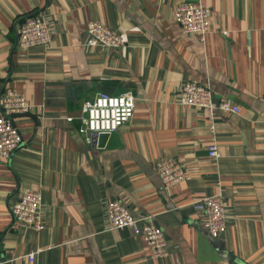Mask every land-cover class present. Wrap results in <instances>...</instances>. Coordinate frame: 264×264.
<instances>
[{"label": "crops", "instance_id": "1", "mask_svg": "<svg viewBox=\"0 0 264 264\" xmlns=\"http://www.w3.org/2000/svg\"><path fill=\"white\" fill-rule=\"evenodd\" d=\"M188 1L196 0H0V92L12 88L31 105L14 117L21 144L0 157L2 264H264V0H198L210 17L203 40L173 19ZM29 15L43 18L51 40L20 50L17 24ZM91 21L122 45H86ZM185 82L238 112L208 118L179 104ZM98 92L136 98L102 145L79 132L81 105ZM166 156L182 164L183 179L164 187L154 160ZM27 190L40 194V231L13 224L9 206ZM214 194L225 216L216 237L193 209ZM113 199L138 225L163 231L164 257L129 227H107Z\"/></svg>", "mask_w": 264, "mask_h": 264}, {"label": "built area", "instance_id": "2", "mask_svg": "<svg viewBox=\"0 0 264 264\" xmlns=\"http://www.w3.org/2000/svg\"><path fill=\"white\" fill-rule=\"evenodd\" d=\"M174 21L184 34H194L201 40L210 31L209 11L201 1H188L178 4L173 13ZM51 33L43 18L39 15L24 17L17 24V47L46 46ZM84 43L88 46L117 48L122 45L121 36L98 21H91L85 29ZM136 98L131 93L110 95L98 92L92 99L81 105L82 117L80 134L87 143H92L99 133L110 134L127 122L135 107ZM178 102L181 105L202 109L212 118L216 110L238 112L239 107L227 98L215 100L209 88L203 84L185 82L178 90ZM30 103L19 92L5 88L0 92V157L9 158L21 144L22 136L14 117L30 110ZM214 125L210 124L209 129ZM207 155L217 156L215 144L207 146ZM154 167L164 187L176 184L183 179V166L176 158L166 156L154 160ZM41 201L38 191L22 192L9 206L15 226H23L40 231L44 224L40 214ZM193 209L202 213V226L216 237L225 228L224 204L219 194L206 196L193 202ZM106 224L109 229L129 227L135 236L142 238L155 258L167 254L166 239L163 231L151 221L138 225L129 209L117 199L106 204ZM35 252L26 254L28 260L34 259ZM3 262L0 261V264Z\"/></svg>", "mask_w": 264, "mask_h": 264}, {"label": "water", "instance_id": "3", "mask_svg": "<svg viewBox=\"0 0 264 264\" xmlns=\"http://www.w3.org/2000/svg\"><path fill=\"white\" fill-rule=\"evenodd\" d=\"M107 136H108V134H106V133H99L97 135L98 145H102V143L104 142V140L106 139ZM228 260H230V257L228 258ZM231 260H233L232 256H231Z\"/></svg>", "mask_w": 264, "mask_h": 264}]
</instances>
